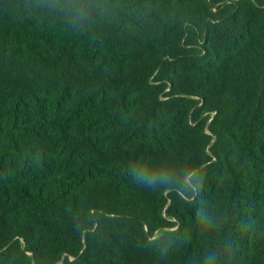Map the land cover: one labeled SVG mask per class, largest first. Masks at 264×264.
<instances>
[{
  "label": "trees",
  "instance_id": "trees-1",
  "mask_svg": "<svg viewBox=\"0 0 264 264\" xmlns=\"http://www.w3.org/2000/svg\"><path fill=\"white\" fill-rule=\"evenodd\" d=\"M209 253L264 264V0H0V264Z\"/></svg>",
  "mask_w": 264,
  "mask_h": 264
},
{
  "label": "clouds",
  "instance_id": "clouds-1",
  "mask_svg": "<svg viewBox=\"0 0 264 264\" xmlns=\"http://www.w3.org/2000/svg\"><path fill=\"white\" fill-rule=\"evenodd\" d=\"M139 176L134 175V181H138ZM215 254L214 253H209L204 261V264H215Z\"/></svg>",
  "mask_w": 264,
  "mask_h": 264
}]
</instances>
